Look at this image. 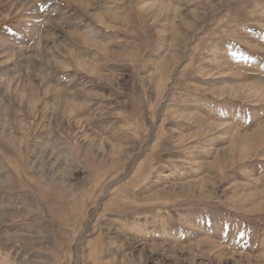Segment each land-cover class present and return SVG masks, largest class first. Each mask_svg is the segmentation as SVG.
Masks as SVG:
<instances>
[{
    "label": "rangeland",
    "instance_id": "374dc122",
    "mask_svg": "<svg viewBox=\"0 0 264 264\" xmlns=\"http://www.w3.org/2000/svg\"><path fill=\"white\" fill-rule=\"evenodd\" d=\"M26 2L0 0V264H264V0Z\"/></svg>",
    "mask_w": 264,
    "mask_h": 264
},
{
    "label": "bare ground",
    "instance_id": "6f19581e",
    "mask_svg": "<svg viewBox=\"0 0 264 264\" xmlns=\"http://www.w3.org/2000/svg\"><path fill=\"white\" fill-rule=\"evenodd\" d=\"M19 1L24 2L25 0H19ZM27 1H28V2H26V4H27V3H31V2L33 3V1H35V0H32V1H31V0H27ZM162 3H163V2H162ZM82 8H83V7H82ZM161 8H162V7H161ZM161 8H160V9H161ZM171 9H172V8H171ZM173 9H174V11H177L178 8H177V7H174ZM165 10H166V9H165ZM262 130H263V129H262ZM249 137H250V136H249Z\"/></svg>",
    "mask_w": 264,
    "mask_h": 264
}]
</instances>
